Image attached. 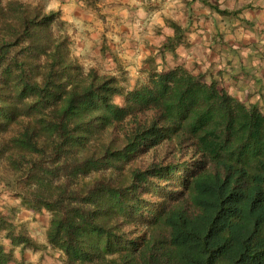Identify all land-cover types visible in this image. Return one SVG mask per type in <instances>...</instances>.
Instances as JSON below:
<instances>
[{"label":"trees","instance_id":"obj_1","mask_svg":"<svg viewBox=\"0 0 264 264\" xmlns=\"http://www.w3.org/2000/svg\"><path fill=\"white\" fill-rule=\"evenodd\" d=\"M71 43L59 10L0 0L4 185L49 212L64 264H264V114L181 66L126 89ZM10 216L4 237L36 248Z\"/></svg>","mask_w":264,"mask_h":264},{"label":"crops","instance_id":"obj_2","mask_svg":"<svg viewBox=\"0 0 264 264\" xmlns=\"http://www.w3.org/2000/svg\"><path fill=\"white\" fill-rule=\"evenodd\" d=\"M51 2L50 10L61 9L73 53L88 67L123 74L126 89L150 70L181 66L264 114V0H102L100 15L82 0ZM214 6L231 14H219ZM3 194L0 202L14 212L15 231L36 244L30 249L40 252L38 259L49 249L61 254L46 241L49 216L32 222L38 213L23 207L20 198ZM16 248L22 254L28 250L10 241L6 250Z\"/></svg>","mask_w":264,"mask_h":264},{"label":"rangeland","instance_id":"obj_3","mask_svg":"<svg viewBox=\"0 0 264 264\" xmlns=\"http://www.w3.org/2000/svg\"><path fill=\"white\" fill-rule=\"evenodd\" d=\"M44 3V7L45 10H50L49 7L50 5H52L54 2H51V0H42ZM83 3L86 4V8L91 11L92 13L96 14V15H100L99 14V6L98 4H100L102 2V0H82ZM155 1L149 2V3H154ZM158 3V2H156ZM60 11V15H61V9H56ZM66 22V21H65ZM67 28V27H66ZM67 31V29H66ZM70 52L71 54L77 59V61L83 66V68L86 70L88 68L87 65L83 64L82 60H80L72 51V43L70 46ZM119 97V98H118ZM121 99V100H120ZM114 101L118 104H121L123 101V98L121 95H117L116 98L114 97ZM166 155L165 153V148L160 146L157 147L149 152H147L145 155L141 156V158L138 159V164L139 165H146L151 161H158L160 159H162L164 156ZM7 179H11L10 178V173L6 172V169L4 168L3 164H0V185L3 186L2 190H0V194H3L2 192H4L3 196H12V197H17L15 195V191H11V189L7 186H5V181ZM4 198V197H3ZM19 198V197H18ZM21 201V200H20ZM8 203V202H7ZM10 205H4L0 202V216H4V217H11V213H14L13 211H11V209L9 208ZM32 213H38L35 215L31 216V220L32 222L39 221L40 222H44V219L48 218V216H50L49 212L45 211V210H41V211H33ZM47 215V216H46ZM49 219V218H48ZM4 231H0V241L3 243V246L5 249H7V247H9V239L4 237ZM31 247H28V250L24 251V254L19 253V250L16 248L11 251L12 256H13V260L10 264H64L63 259H62V255L58 254L57 251H52L49 249L48 252L43 253V255H41V258H39V251L37 250H32L30 249ZM9 251V250H7Z\"/></svg>","mask_w":264,"mask_h":264}]
</instances>
